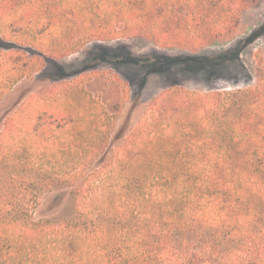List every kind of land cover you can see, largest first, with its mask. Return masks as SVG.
<instances>
[{"label": "trees", "instance_id": "1", "mask_svg": "<svg viewBox=\"0 0 264 264\" xmlns=\"http://www.w3.org/2000/svg\"><path fill=\"white\" fill-rule=\"evenodd\" d=\"M260 1L0 0V103L91 42H230ZM261 62L247 87L169 88L117 146L116 113L85 83L32 93L0 132V264H264ZM59 185L73 213L37 219Z\"/></svg>", "mask_w": 264, "mask_h": 264}, {"label": "rangeland", "instance_id": "2", "mask_svg": "<svg viewBox=\"0 0 264 264\" xmlns=\"http://www.w3.org/2000/svg\"><path fill=\"white\" fill-rule=\"evenodd\" d=\"M9 46L0 36V47ZM260 58L264 68V0L243 13L233 40L200 50L164 48L143 37L91 42L64 58H48L43 70L8 93L0 103V132L6 117L32 93L59 81L79 80L116 113L111 140L117 146L169 88L180 85L211 91L247 87L256 82ZM122 82L130 92L129 100L121 106ZM71 191V187L59 185L45 192L35 217L62 220L70 216L74 210Z\"/></svg>", "mask_w": 264, "mask_h": 264}]
</instances>
